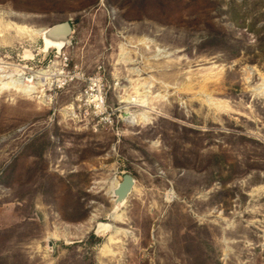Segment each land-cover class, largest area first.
Returning a JSON list of instances; mask_svg holds the SVG:
<instances>
[{"label": "rangeland", "instance_id": "rangeland-1", "mask_svg": "<svg viewBox=\"0 0 264 264\" xmlns=\"http://www.w3.org/2000/svg\"><path fill=\"white\" fill-rule=\"evenodd\" d=\"M0 75V264H264V0H0Z\"/></svg>", "mask_w": 264, "mask_h": 264}, {"label": "water", "instance_id": "water-1", "mask_svg": "<svg viewBox=\"0 0 264 264\" xmlns=\"http://www.w3.org/2000/svg\"><path fill=\"white\" fill-rule=\"evenodd\" d=\"M72 26L69 21H64L61 23H57L53 26L48 27L46 30V34L44 35L43 42L46 44V39L50 40H58L63 47L66 45L68 42V38L70 34L72 33ZM57 53H59V49L53 47ZM32 78V77H31ZM125 117L131 116V113L125 112L124 113ZM136 183V179L129 173L124 174L122 181L119 183L118 187L114 190V195L116 196L115 198V203L116 207H118V204L125 203L129 197V195L132 192V189ZM113 219V216H112ZM103 224H110V223H103ZM113 225V224H111ZM114 226V225H113ZM100 229V226H98V231Z\"/></svg>", "mask_w": 264, "mask_h": 264}, {"label": "bare ground", "instance_id": "bare-ground-1", "mask_svg": "<svg viewBox=\"0 0 264 264\" xmlns=\"http://www.w3.org/2000/svg\"><path fill=\"white\" fill-rule=\"evenodd\" d=\"M48 28H45V29H43V30H40V31H38V33H40L41 35H42V39L44 38V35L46 34V30H47ZM140 44H147L148 42H147V39H141V41L139 42ZM45 45V48L48 50V49H50V48H53V47H55V48H58L59 49V53L63 50V48L65 47H63V45L60 43V42H58V40H50V39H46V44H44ZM148 45H149V43H148ZM42 76H44V72H40V73H38L37 75H35V79H43V77ZM46 76V75H45ZM32 77V78H31ZM6 78V76H4V75H0V83L4 86L3 88H5V87H8L10 84H14V83H10L9 81L8 82H4V79ZM28 80H32L34 77H33V75H28ZM18 85V84H17ZM16 85V86H17ZM11 86V85H10ZM19 90L21 91V92H23V93H31L32 91H34V88L32 87V86H30V85H26L24 82H20L19 83ZM18 91V90H17ZM128 102H131L132 103V101L129 99L128 100ZM130 119L132 120V121H137L138 122V120L139 119H143V115H141V114H133L131 117H130ZM122 181V180H121ZM121 181H119L118 183H117V185L114 187V189H113V191H112V197H113V209H114V212L112 213V216H113V219L114 220H116V221H121L122 220V216H121V214L120 213H118V210H120V208L121 207H123L124 206V204L126 203H122V204H118V207H116V203H115V198H116V196L113 194L114 193V190L118 187V185H119V183L121 182ZM136 184V183H135ZM134 187H135V185H134ZM134 187H133V189H134ZM133 189H132V191H133ZM99 226H100V229H99V232H101V231H109V230H111V229H115V231L118 233V229L115 227V226H113V225H111V224H103V223H99Z\"/></svg>", "mask_w": 264, "mask_h": 264}]
</instances>
